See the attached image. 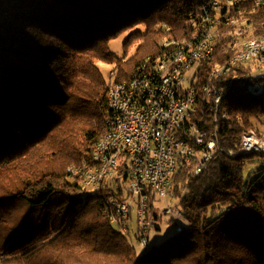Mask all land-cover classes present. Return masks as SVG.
<instances>
[{
    "label": "trees",
    "instance_id": "1",
    "mask_svg": "<svg viewBox=\"0 0 264 264\" xmlns=\"http://www.w3.org/2000/svg\"><path fill=\"white\" fill-rule=\"evenodd\" d=\"M241 1L236 18L264 36V3ZM197 11V0H0V264H264L263 171L245 181L254 155L238 153L240 136L264 127V95L244 94L231 76L221 80L230 122L219 137L236 154L198 177L174 175L167 197L187 226L168 241L138 257L129 232L109 223L121 191L109 181L90 195L68 172L105 135L110 85L187 36ZM138 25L123 45L134 54L113 55L109 43ZM228 57L224 42L207 68ZM99 63L113 66L109 81Z\"/></svg>",
    "mask_w": 264,
    "mask_h": 264
},
{
    "label": "built area",
    "instance_id": "2",
    "mask_svg": "<svg viewBox=\"0 0 264 264\" xmlns=\"http://www.w3.org/2000/svg\"><path fill=\"white\" fill-rule=\"evenodd\" d=\"M197 3L187 36L165 41L158 57L140 64L129 79L110 85L105 135L89 160L68 171L81 178L90 195L99 194L109 181L115 194L121 191L120 198L108 200L114 210L109 223L126 235L128 218L134 212L136 239L144 254L153 228L155 201L167 198L174 175L188 169L191 176L198 177L214 159L236 154L222 147L219 137L221 124L230 122L222 78L231 76L250 97L264 95V75L255 76L264 71V36H243L242 28L250 27L247 20L236 18L245 11L243 2ZM263 3L249 0V7L255 11ZM225 41L230 44V57L208 69ZM238 153L264 157V127L244 132ZM150 195L154 197L151 202ZM171 213L170 209L164 211L165 215Z\"/></svg>",
    "mask_w": 264,
    "mask_h": 264
},
{
    "label": "rangeland",
    "instance_id": "3",
    "mask_svg": "<svg viewBox=\"0 0 264 264\" xmlns=\"http://www.w3.org/2000/svg\"><path fill=\"white\" fill-rule=\"evenodd\" d=\"M244 20H248V19H244ZM242 29L244 30L243 36L245 37L246 36L250 38L261 37V35H257L256 33H254L253 29H251L250 27L246 26V28L244 27ZM136 30L142 31L143 28L141 25H138L133 29H129V30L122 32L115 39H113L109 43L110 52L116 57H122L124 56L125 53L127 54L128 57L132 56L134 54V47L131 46L127 50H125L123 45L125 41L128 39L129 35L135 32ZM227 45L230 50L229 42H227ZM147 59L148 58H146L144 61H146ZM143 62H141V64ZM97 66L102 76L104 77V79L109 81L110 74L113 71V66L105 65L102 63H99ZM259 75H264V71L257 73L255 76H259ZM261 121H262V124H264V118H262ZM253 124H255L259 130H262L263 127L259 124V122L257 123L255 122ZM263 170H264V157L254 155L253 159L247 160V164L245 168L243 169L244 180L253 181L262 173ZM168 209H170L172 213L170 215H165L164 211ZM155 218H158V219H155ZM135 220H136L135 213L132 212L130 222L127 223L128 224L127 228L129 232L127 237H128L130 244L134 247L137 256L140 257L144 254V250L139 245L136 239L137 225H136ZM186 226H187V222L184 219L182 208L177 198L170 199L169 197H167L165 200L161 199V200L155 201L153 228H151V230L148 233V242H149L148 246L152 247V246L161 245L162 243L168 241L169 239L173 238L176 235L177 227L184 228ZM113 227L119 231L116 225H114Z\"/></svg>",
    "mask_w": 264,
    "mask_h": 264
}]
</instances>
